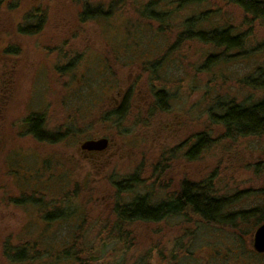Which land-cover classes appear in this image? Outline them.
<instances>
[{
  "label": "rangeland",
  "instance_id": "374dc122",
  "mask_svg": "<svg viewBox=\"0 0 264 264\" xmlns=\"http://www.w3.org/2000/svg\"><path fill=\"white\" fill-rule=\"evenodd\" d=\"M14 1L0 6V264H264V253L252 243L264 207V135L227 138L208 119L216 99L250 104L264 97V18L223 0L177 12L173 24L200 11L206 19L199 28L207 34L230 29L244 41L226 49L178 42L173 24L150 40L158 23L139 10L157 0H88L104 11L111 2L122 10L109 21L83 25L76 20L83 0H46L44 30L27 36L17 34L15 25L39 0H17L8 9ZM120 24L128 26L127 48L120 40L109 42L117 35L109 26L119 31ZM138 29L141 45L129 37ZM144 63L158 67L151 72ZM148 74L154 79L149 87L168 92V112L152 125L141 109ZM127 91L128 113L118 119L105 115ZM28 110L43 112L49 129L65 133L61 141L27 136L21 120ZM198 132H206L210 142L190 157L186 152ZM101 136L111 138L102 155L81 151L80 144ZM17 153L26 158L15 165ZM163 153L171 158L159 162ZM164 162L168 168L154 171ZM131 178L132 189L117 188ZM185 180H207L216 197L228 198L231 223L211 226L186 213L121 226L128 234L114 241L112 202L144 193L155 202L162 198L158 189L171 193ZM4 244L12 245L11 256L23 246L26 256L7 260Z\"/></svg>",
  "mask_w": 264,
  "mask_h": 264
},
{
  "label": "trees",
  "instance_id": "16d2710c",
  "mask_svg": "<svg viewBox=\"0 0 264 264\" xmlns=\"http://www.w3.org/2000/svg\"><path fill=\"white\" fill-rule=\"evenodd\" d=\"M7 0H0V6L6 3ZM227 4L234 5L241 9V11L252 16L255 19L264 18V0H223ZM46 0H39V3L32 5L26 11L23 12L21 19L15 25V31L17 34L21 35H38L41 33L45 24L48 20V15L44 7ZM81 6L77 12V24L83 25L89 21H100L108 20L111 18L114 12L121 11L122 8L116 9L115 4L112 2L108 4V10L104 11L101 6H91L88 0L80 1ZM207 0H157L156 2H149L142 7V10H139L141 17L156 21L157 30L151 32L148 37L150 40L155 39L154 37L161 33H165L167 26L173 24L177 17V12H185L187 7L195 6L200 7L206 3ZM7 5V4H6ZM18 5V1H14L11 4H8V9H15ZM196 14H189V17L180 21V25L173 24V29H176L177 39L176 41L189 42L197 41L201 43H211L213 46H222L226 49H236L238 46H242L244 41L237 34H232L230 29L222 30L219 34L211 33L207 34L202 28H199L204 18L202 14L200 16V11ZM111 16V17H110ZM180 17V16H179ZM65 20V21H69ZM109 21V20H108ZM74 25L72 27L75 26ZM119 31L114 30L112 26H109L108 30L111 33L117 32L115 39L109 40V42H114L115 40H120L119 46H124L127 48L125 40L128 35L126 33L127 25L120 24ZM167 27V29L165 28ZM121 29L122 34H121ZM148 29V28H145ZM141 29H138L135 32L131 31L130 38H134V43H139V32ZM124 34H126L124 36ZM147 34V33H146ZM119 35H122V40L118 38ZM148 35V34H147ZM143 42V41H141ZM144 43V42H143ZM132 45V44H131ZM141 45V44H140ZM112 46V45H111ZM150 46V45H147ZM115 48V47H113ZM115 49H113L114 51ZM115 55V51L113 52ZM118 53V52H117ZM125 57H130L124 55ZM117 57V56H115ZM140 62V61H138ZM73 62L71 61L68 66H71ZM136 63V62H134ZM138 64V63H136ZM143 65V64H142ZM145 69L149 66L152 70L155 66L158 67L155 63L149 64L144 63ZM147 66V67H146ZM67 67V66H66ZM163 70V69H162ZM147 73H149L147 71ZM147 79V103L142 104L143 108H146V124L152 125L154 119L158 117L160 112H168V92L163 89L153 90L152 81L153 76L148 74ZM246 83L248 81L246 80ZM257 84L258 82H254ZM149 85L151 87H149ZM252 86H255L252 84ZM260 86L264 89V80L260 83ZM130 92L127 91L126 94L121 98L117 108H111L107 111L105 115L109 117H114L118 119L123 117L128 113V108H130ZM159 102L163 104L160 105ZM167 103V104H166ZM125 110V111H124ZM104 115V116H105ZM44 115L40 113L31 114L28 117V123L30 126V132L40 141H61L63 133L56 131V133H49L44 127ZM105 119V118H104ZM208 119L213 123L217 124L223 129L224 137L234 138L237 136H259L264 135V97L256 102L250 104H243L238 102H225L224 100L216 99L212 102V105L208 107ZM137 122V120H136ZM195 142L191 148L186 152L188 156L192 157L196 154H199L205 147L209 145L210 138L206 132H198L194 134ZM196 153V154H194ZM184 155V154H183ZM159 162L168 161L171 157H165L164 153L161 155ZM185 156V155H184ZM163 163L160 166H156L154 171H163L165 168H168L167 163ZM163 166V167H161ZM135 180H124L121 183H117V188L121 189H132V184ZM207 180H200L198 182L185 180L180 183V186L177 191L166 192L158 189V192L161 197L155 200V202H150L149 193H144L143 195H135L130 201L126 203L112 202L110 214L113 215L115 222L112 224L114 229H116V236L113 238L114 241H118V236L127 235L128 232L124 233L121 231V226H129L134 222L142 223H156L163 220L171 219V217H186V213H189L191 216L202 220L208 225L211 226H221L228 223H231L234 216L233 213L226 211L227 206L229 205L230 200L224 197H216L213 192L211 185L208 184ZM154 201V200H153ZM264 207L258 211L256 215L260 222L264 221ZM52 214H49L50 216ZM243 218V214L241 216ZM49 218V217H46ZM113 237V236H112ZM125 242V241H124ZM12 245L4 244L3 245V254L7 260L16 261L22 259L26 256V249L23 246H20V249L11 256L13 250H11ZM11 252V253H10ZM66 253V252H65ZM67 254V253H66ZM68 255V254H67ZM75 255V254H74Z\"/></svg>",
  "mask_w": 264,
  "mask_h": 264
},
{
  "label": "flooded vegetation",
  "instance_id": "af4514ba",
  "mask_svg": "<svg viewBox=\"0 0 264 264\" xmlns=\"http://www.w3.org/2000/svg\"><path fill=\"white\" fill-rule=\"evenodd\" d=\"M47 23V22H46ZM46 25V24H45ZM55 46H58V44L57 45H55ZM144 92H145V94H144V103H147V97L149 98V96H148V94H147V88H145L144 87ZM121 94V92L119 91L118 92V96ZM114 100H113V105H115V104H117L118 103V98H113ZM119 99H120V96H119ZM115 100H116V102H115ZM115 106H113V108H114ZM142 109V112H145L146 111V108H141ZM0 110H1V108H0ZM34 113H40V114H43L44 115V117H43V119H44V127L46 128V130L47 131H49V133H51V134H53V133H56V131H52L51 129H49L48 127H47V121H46V117H45V114L43 113V112H41V111H38V110H28L27 111V114L25 115V116H23V118H22V120H21V127H22V129H23V131H24V133L27 135V136H31L34 140H36V141H39V142H46V143H57V142H60L59 140H56V141H40V140H38L37 138H35L34 137V135L30 132V126H29V123H28V117L31 115V114H34ZM100 138H107L108 139V142H107V144H106V146H105V148L104 149H102V150H85V149H82L81 148V144H80V149H81V151H84V153H86V154H98V153H101V155L103 154V152H105L106 150H108V148L110 147V141H111V138L110 137H107V136H101V137H99V138H92V140H96V139H100ZM17 156H16V158H14V160H13V164H17V159H20V160H24L26 157L24 156V155H22V154H20V153H17L16 154ZM85 156V155H84ZM160 157H162L161 155L159 156V159H160ZM14 168H16V166H14V165H12L11 166V171H12V173H14V174H18V172L15 170L14 171ZM20 171V170H19ZM23 171V170H22ZM22 171H20V173L22 172ZM264 223V221H262V222H260V223H258L257 225H256V228L258 227V226H260L261 224H263ZM256 228H255V230H256ZM254 230V231H255ZM253 235H254V232H253ZM252 243H253V236H252ZM257 252V251H256ZM259 253H264V252H259Z\"/></svg>",
  "mask_w": 264,
  "mask_h": 264
},
{
  "label": "water",
  "instance_id": "95a60500",
  "mask_svg": "<svg viewBox=\"0 0 264 264\" xmlns=\"http://www.w3.org/2000/svg\"><path fill=\"white\" fill-rule=\"evenodd\" d=\"M108 142L107 138L87 140L81 144L85 150H102ZM253 248L257 252H264V223L256 228L253 235Z\"/></svg>",
  "mask_w": 264,
  "mask_h": 264
}]
</instances>
